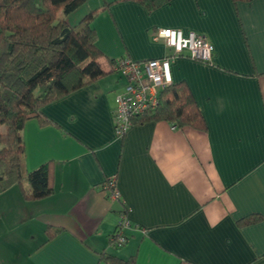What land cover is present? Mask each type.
<instances>
[{"label": "crops", "instance_id": "1", "mask_svg": "<svg viewBox=\"0 0 264 264\" xmlns=\"http://www.w3.org/2000/svg\"><path fill=\"white\" fill-rule=\"evenodd\" d=\"M108 4L91 23L107 74L43 107L49 125H24L23 171L52 162L54 193H0V264H106L103 252L135 264H264V0H172L153 12L100 0L94 10ZM163 28L212 46L209 63L170 62L172 84L188 86L206 129L147 122L119 138L113 112L126 80L113 64L170 54L151 39ZM112 177L118 201L102 190ZM124 207L127 241L115 248ZM253 216L261 220L238 226ZM48 229L60 232L48 239Z\"/></svg>", "mask_w": 264, "mask_h": 264}, {"label": "trees", "instance_id": "2", "mask_svg": "<svg viewBox=\"0 0 264 264\" xmlns=\"http://www.w3.org/2000/svg\"><path fill=\"white\" fill-rule=\"evenodd\" d=\"M86 1L0 0V193L13 185L19 187L26 201L42 200L54 193L52 162L29 173L23 171L25 149L21 133L30 120H36L40 126L49 125L51 122L41 112L43 107L107 74L98 63L104 54L94 42L91 23L110 4L91 11L75 26L66 21ZM121 1L138 3L153 12L172 0ZM161 121L173 123L179 129H206L184 82L161 90L156 108L134 118L133 124ZM123 212L127 213V208ZM260 220V216H253L239 221L238 226ZM59 232L48 229V239ZM100 259L106 264L136 261L135 256L122 260L104 252Z\"/></svg>", "mask_w": 264, "mask_h": 264}, {"label": "built area", "instance_id": "3", "mask_svg": "<svg viewBox=\"0 0 264 264\" xmlns=\"http://www.w3.org/2000/svg\"><path fill=\"white\" fill-rule=\"evenodd\" d=\"M151 39L164 44L170 54L145 61L122 59L113 64V70L126 80L124 91L115 99L116 107L113 112L114 130L119 138L134 125V118L156 108L159 92L172 84V58L186 54L185 56L203 63L211 60L212 46L204 37L194 32L185 34L179 29L163 28L153 32ZM102 190L108 200H120L115 177L106 180ZM128 228L127 213L122 212L110 240L115 248L126 244Z\"/></svg>", "mask_w": 264, "mask_h": 264}, {"label": "rangeland", "instance_id": "4", "mask_svg": "<svg viewBox=\"0 0 264 264\" xmlns=\"http://www.w3.org/2000/svg\"><path fill=\"white\" fill-rule=\"evenodd\" d=\"M100 0H87L85 4L80 6L78 9H76L74 12H72L70 15L66 17V21L69 25L75 26L77 25L81 19L94 10L96 7V3H98ZM109 2V1H108ZM61 12L58 13V17H61ZM101 63H106L107 61L105 59H102ZM125 246V245H124Z\"/></svg>", "mask_w": 264, "mask_h": 264}]
</instances>
